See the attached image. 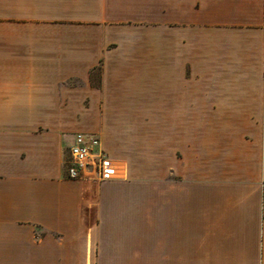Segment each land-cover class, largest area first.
Returning <instances> with one entry per match:
<instances>
[{
  "label": "crops",
  "instance_id": "1",
  "mask_svg": "<svg viewBox=\"0 0 264 264\" xmlns=\"http://www.w3.org/2000/svg\"><path fill=\"white\" fill-rule=\"evenodd\" d=\"M0 264H264V0H0Z\"/></svg>",
  "mask_w": 264,
  "mask_h": 264
},
{
  "label": "built area",
  "instance_id": "2",
  "mask_svg": "<svg viewBox=\"0 0 264 264\" xmlns=\"http://www.w3.org/2000/svg\"><path fill=\"white\" fill-rule=\"evenodd\" d=\"M64 175L68 180L103 182L116 176L117 168L94 135L78 134L68 149Z\"/></svg>",
  "mask_w": 264,
  "mask_h": 264
},
{
  "label": "rangeland",
  "instance_id": "3",
  "mask_svg": "<svg viewBox=\"0 0 264 264\" xmlns=\"http://www.w3.org/2000/svg\"><path fill=\"white\" fill-rule=\"evenodd\" d=\"M64 157H65V163L68 161V150L65 152V155H64ZM65 163H64V165H63V168L65 169Z\"/></svg>",
  "mask_w": 264,
  "mask_h": 264
}]
</instances>
